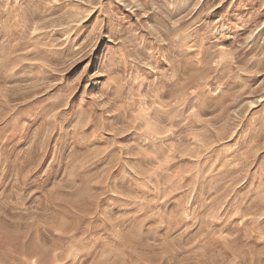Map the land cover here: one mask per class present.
I'll use <instances>...</instances> for the list:
<instances>
[{
	"label": "rangeland",
	"instance_id": "1",
	"mask_svg": "<svg viewBox=\"0 0 264 264\" xmlns=\"http://www.w3.org/2000/svg\"><path fill=\"white\" fill-rule=\"evenodd\" d=\"M0 264H264V0H0Z\"/></svg>",
	"mask_w": 264,
	"mask_h": 264
}]
</instances>
